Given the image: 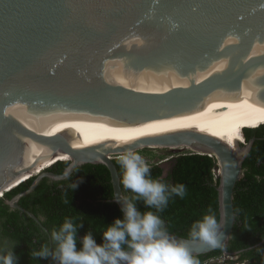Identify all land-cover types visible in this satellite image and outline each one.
Returning a JSON list of instances; mask_svg holds the SVG:
<instances>
[{
    "label": "water",
    "instance_id": "water-1",
    "mask_svg": "<svg viewBox=\"0 0 264 264\" xmlns=\"http://www.w3.org/2000/svg\"><path fill=\"white\" fill-rule=\"evenodd\" d=\"M262 109L264 0H0V198L34 177L11 204L36 221L19 200L45 177L103 164L115 202L125 194L118 153L189 148L218 161L219 247L239 255L227 250L235 186L256 137L236 147L218 137ZM129 119L166 133L128 144L69 139L99 121ZM63 156L65 170L49 171ZM168 233L194 255L219 248Z\"/></svg>",
    "mask_w": 264,
    "mask_h": 264
},
{
    "label": "trees",
    "instance_id": "trees-1",
    "mask_svg": "<svg viewBox=\"0 0 264 264\" xmlns=\"http://www.w3.org/2000/svg\"><path fill=\"white\" fill-rule=\"evenodd\" d=\"M244 136L246 141L252 137H256V140L244 161V174L235 186L236 222L227 250L241 251L238 257L242 262L264 264V124L257 128H245ZM172 161V167L167 175L163 174L164 167L160 164L150 166L151 175L153 178L163 177L165 182L171 185L184 184L186 195L183 199L180 197L170 199L168 206L160 215L165 221L167 231L190 238L192 223L201 219L209 207L220 220L218 189L220 176L215 172L219 168L218 161L215 156L192 151L181 154ZM115 163L122 176L117 158ZM68 165L69 161H59L48 170L62 173ZM73 175L78 177L53 181L45 177L33 192L22 197L20 204L36 216H45L46 225L51 230L58 228L65 217L81 216L84 228L80 229L79 235L82 237L86 232L91 231L100 243L103 229L121 215L120 207L112 201L114 189L110 171L103 164L87 163L77 167ZM33 180L34 177L7 192L3 198H0V208L4 205L5 199L28 189ZM124 193L132 195L125 189ZM137 206L141 211L149 210L143 202H138ZM5 208L7 210L8 205H5ZM27 218L34 222L31 217ZM22 240L34 244L31 237L23 236ZM221 255H224L222 246L195 257L199 260V264H204L210 257ZM19 257L22 256L19 254ZM20 262L51 264L36 259L20 260Z\"/></svg>",
    "mask_w": 264,
    "mask_h": 264
},
{
    "label": "clouds",
    "instance_id": "clouds-1",
    "mask_svg": "<svg viewBox=\"0 0 264 264\" xmlns=\"http://www.w3.org/2000/svg\"><path fill=\"white\" fill-rule=\"evenodd\" d=\"M117 141L128 144L132 137H117ZM116 158L122 170L123 189L132 195L114 198L121 215L103 229L101 242L91 231L81 237L83 218L68 216L51 231V247L49 243L42 244L31 252L32 258H51L53 264H199L186 240L169 235L160 215L170 199L185 197L186 186L171 185L163 177L153 178L148 162L136 150L126 149ZM138 202L149 210L141 211ZM189 236L209 247H219L222 220L209 207L201 219L192 223ZM17 259L13 250L0 249V264H17Z\"/></svg>",
    "mask_w": 264,
    "mask_h": 264
},
{
    "label": "bare ground",
    "instance_id": "bare-ground-1",
    "mask_svg": "<svg viewBox=\"0 0 264 264\" xmlns=\"http://www.w3.org/2000/svg\"><path fill=\"white\" fill-rule=\"evenodd\" d=\"M264 124V109L250 113L241 118L236 124L235 128L229 132L219 136L218 138L229 143L231 146L236 147L237 142L245 143L244 129L246 127L257 128ZM166 132L155 127L144 119H129L122 122L108 123L99 121L91 124L88 128L78 132L69 139L77 145H93L107 141H117V137L129 136L132 141L142 139L148 136L165 134ZM59 159H68L67 156L60 157ZM50 162V163H49ZM50 159L45 167L54 163Z\"/></svg>",
    "mask_w": 264,
    "mask_h": 264
},
{
    "label": "flooded vegetation",
    "instance_id": "flooded-vegetation-1",
    "mask_svg": "<svg viewBox=\"0 0 264 264\" xmlns=\"http://www.w3.org/2000/svg\"><path fill=\"white\" fill-rule=\"evenodd\" d=\"M169 161H171V166H170L171 169L173 161L172 160ZM170 169H168L166 172V169L164 168L163 174L167 175ZM68 177H78V176L73 175L72 173ZM50 181L53 180L50 179ZM18 194L19 192L15 193L12 197L8 199H5L3 201L4 205L0 208V249L13 250L14 254L18 258L17 264H21L20 260L22 261L26 259L34 260L35 258H32L31 252L33 250H39L42 244L49 243V246L51 247L50 233L52 230L46 225L45 216H40V217L36 216L32 211L22 206L27 211L32 212L39 219V221H36L27 212L22 211L19 209V207H14L11 204L12 199ZM21 199L19 200V204ZM5 205L6 206L8 205L7 210L5 208ZM27 217H31L34 220V222L29 221ZM23 236H25V238L31 237L34 241V244L22 240ZM19 237H21V239H19ZM19 254L22 257H25V259L19 257ZM219 257L220 256H212L204 264L218 263ZM39 260H41L44 263L51 262V264H53L51 258L48 259L36 258V261ZM244 262H247L248 264V261H244Z\"/></svg>",
    "mask_w": 264,
    "mask_h": 264
},
{
    "label": "rangeland",
    "instance_id": "rangeland-1",
    "mask_svg": "<svg viewBox=\"0 0 264 264\" xmlns=\"http://www.w3.org/2000/svg\"><path fill=\"white\" fill-rule=\"evenodd\" d=\"M247 143V141L245 142ZM243 143V144H245ZM148 162L149 166L155 164L165 165V169H170L171 161L175 157L184 154L190 153L189 148H171V147H145L137 150ZM166 161V162H163ZM216 174H219V170L217 169ZM219 264H247V262H242L239 260V257L236 255L227 256L222 255L218 258Z\"/></svg>",
    "mask_w": 264,
    "mask_h": 264
}]
</instances>
